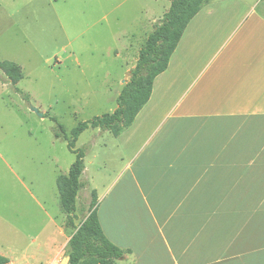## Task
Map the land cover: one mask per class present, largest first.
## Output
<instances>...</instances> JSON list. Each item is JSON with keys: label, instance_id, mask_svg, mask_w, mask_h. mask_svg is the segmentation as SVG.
Listing matches in <instances>:
<instances>
[{"label": "crops", "instance_id": "obj_1", "mask_svg": "<svg viewBox=\"0 0 264 264\" xmlns=\"http://www.w3.org/2000/svg\"><path fill=\"white\" fill-rule=\"evenodd\" d=\"M113 145L81 181L117 264H264V0L205 6ZM62 212L33 240L47 264L74 234Z\"/></svg>", "mask_w": 264, "mask_h": 264}, {"label": "rangeland", "instance_id": "obj_2", "mask_svg": "<svg viewBox=\"0 0 264 264\" xmlns=\"http://www.w3.org/2000/svg\"><path fill=\"white\" fill-rule=\"evenodd\" d=\"M170 6L169 0H0V63L14 62L24 76L15 86L0 68V254L38 264L36 252L47 264L51 249L38 251L33 240L45 242L49 216L63 215L57 178L76 160L66 136L117 110L140 51ZM59 124L66 131L61 138ZM113 141L110 132L92 128L80 136L76 149L86 151L89 168L81 180L90 177L94 156L98 163L114 152ZM79 196L77 224L92 199L84 189ZM67 257L68 249L57 264Z\"/></svg>", "mask_w": 264, "mask_h": 264}, {"label": "trees", "instance_id": "obj_3", "mask_svg": "<svg viewBox=\"0 0 264 264\" xmlns=\"http://www.w3.org/2000/svg\"><path fill=\"white\" fill-rule=\"evenodd\" d=\"M171 6L164 18L157 23L148 36L146 46L140 51L139 59L131 72L130 81L123 87L118 98V108L114 113L97 117L90 122L80 123L68 140L70 150L76 160L68 175L57 178L61 206L67 215V227L74 230L69 244L70 264H117L124 259L126 251L112 244L106 237L97 211V193H92L89 216L80 227L75 225L77 219V198L86 183L81 181L85 170V150H77L76 143L88 129H100L119 137L134 123L137 115L149 102L156 78L169 67L170 59L176 51L185 30L197 14L207 5L217 0H169ZM0 68L7 78L17 85L24 76L20 67L14 62H1ZM57 122L56 118H52ZM57 138L66 135L64 127L59 124ZM0 264H9V260L0 254Z\"/></svg>", "mask_w": 264, "mask_h": 264}, {"label": "water", "instance_id": "obj_4", "mask_svg": "<svg viewBox=\"0 0 264 264\" xmlns=\"http://www.w3.org/2000/svg\"><path fill=\"white\" fill-rule=\"evenodd\" d=\"M32 111H34L35 113H37L40 117H44L43 113H40V111L37 108H33L32 107ZM63 264H70V257H67L64 259Z\"/></svg>", "mask_w": 264, "mask_h": 264}]
</instances>
